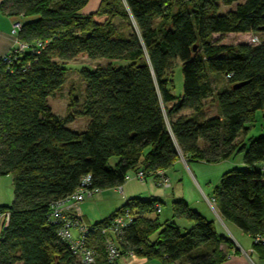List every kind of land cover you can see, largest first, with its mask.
I'll return each mask as SVG.
<instances>
[{
  "label": "trees",
  "instance_id": "trees-1",
  "mask_svg": "<svg viewBox=\"0 0 264 264\" xmlns=\"http://www.w3.org/2000/svg\"><path fill=\"white\" fill-rule=\"evenodd\" d=\"M239 1L235 9L220 12L222 5ZM87 3H2L11 14L37 18L19 21L18 38L29 46L9 65L0 63V175H10L14 186L12 203L2 206L11 211V220L1 232L0 264H82L58 235L51 213L52 204L73 194L85 175H92V188L103 191L139 170L156 178L157 170L168 171L182 158L217 163L238 147L257 111L264 120V43L213 40L215 34L251 33L259 43L264 0H102L98 11L84 14ZM115 18L127 22V33L116 28ZM80 57L111 62L81 69L86 85L81 110L59 117L48 99L66 82V62ZM178 65L183 83L176 96ZM213 74L223 75L227 86L216 90ZM209 99L217 106L212 117L206 114ZM75 102L71 98L67 109ZM78 117L87 119L83 131L67 126ZM244 148L246 168L224 173L212 198L224 220L253 238L264 233V135ZM112 157L119 159L115 167L109 164ZM157 204L163 203L132 198L93 225H105L130 208L135 218L118 238L121 256L133 251L163 264L225 260L219 245L229 239L218 234L214 220L184 199L175 201L174 217L193 224L183 231L150 216ZM105 239L99 232L90 239L98 254L94 264L117 261H107ZM210 244L215 248L192 254Z\"/></svg>",
  "mask_w": 264,
  "mask_h": 264
},
{
  "label": "rangeland",
  "instance_id": "rangeland-1",
  "mask_svg": "<svg viewBox=\"0 0 264 264\" xmlns=\"http://www.w3.org/2000/svg\"><path fill=\"white\" fill-rule=\"evenodd\" d=\"M102 0H88L87 5L83 8L82 12L84 14H91L100 9ZM243 1L236 2L230 6H221L220 12L226 13L229 10L235 9L237 4ZM37 17L23 18V21L35 20ZM159 22V21H158ZM116 28L124 33L128 31V24L120 18H115L114 20ZM259 37V43L254 42V36L252 34H241V33H231V34H215L213 40L220 42L221 44L226 45H237L241 43H247L251 45H259L264 43V31L257 34ZM111 60L109 59H96L92 60L86 57L76 58L70 61H67L65 67L67 69L66 73V82L64 85L55 92L53 96H50L48 101L49 105L52 108L53 112L59 117H66L68 114L77 115L78 111L81 110V104L83 102V96L85 94V83L81 77V69L83 67L87 68H96L97 66H105L109 64ZM115 65H124L126 64L123 61H115ZM218 74V73H215ZM213 74L212 82L216 90H221L227 86V79L223 75ZM183 76L181 72L180 65L176 66L173 70V84H172V93L176 96H179L182 90ZM71 98H76V105L71 109H67L68 104L71 102ZM207 116L212 117L217 114V106L213 104L212 100L207 101ZM188 112H182V114H187ZM87 124L86 118H75L67 126L71 129H78V131H83L85 125ZM248 130L243 136L239 137L238 147L233 151L230 157L226 160L210 163L204 162L199 159L190 160L186 162L183 158V162L179 164L174 169H169L168 174L172 181L173 187L168 190H163L162 188H157V191L161 194L166 192L168 195L174 192L176 195L185 196L192 200L195 204L198 200L200 206L210 213L212 220L215 221L218 228H225V224L220 220L219 216L216 215L215 210L211 208L208 204L206 196L212 197L211 192L220 184L221 178L224 173L231 171L234 168L245 169L246 165L244 163L245 148L244 146L249 147L252 140L257 139L264 135V120H263V111L259 110L256 113L254 121L247 124ZM244 139L243 143L241 141ZM117 157H112L109 161L110 166L115 167L118 162ZM199 182L205 190L202 193L201 189L198 188L196 182ZM192 184L197 189L192 188ZM197 191V192H196ZM100 193V191H98ZM98 192L96 195H98ZM0 195L3 196L4 200L13 199V184L11 176H2L0 175ZM199 195V197H198ZM208 197V198H209ZM89 200V199H88ZM86 200V201H88ZM85 202V201H84ZM196 206L198 204L196 203ZM94 209V208H93ZM171 205L166 203L163 205V211L161 213L153 212L150 216L152 218H157L161 223H165L171 218ZM94 216H98L95 212ZM228 225V223L226 222ZM226 230V229H225ZM157 239V233L151 237V240Z\"/></svg>",
  "mask_w": 264,
  "mask_h": 264
},
{
  "label": "crops",
  "instance_id": "crops-1",
  "mask_svg": "<svg viewBox=\"0 0 264 264\" xmlns=\"http://www.w3.org/2000/svg\"><path fill=\"white\" fill-rule=\"evenodd\" d=\"M3 1L4 0H0V55L8 53L10 49H12V47L14 46L15 38L11 33L13 24L15 22L23 21L22 19L24 18L22 15L11 14L9 9H4L2 7ZM182 162V160L176 162L172 169H175L176 166L182 164ZM166 173L168 174V171H166ZM129 174L131 177L128 181L124 183L122 192L118 191L116 188L103 190L100 191V193L98 192V195L95 194L92 199H89L88 201L82 203L81 211L84 216V220L89 225L97 224L107 219L115 211L122 208L128 202V200L132 198H141L144 200H161L163 203L161 204L162 211L163 205H165L166 203H170L172 210V204L175 201L184 199L189 204L191 209L200 212L206 219L212 220L210 213L200 206L198 200L196 201L198 206H196V203L194 204L192 200L184 198L185 196L183 195H176L174 194V192L171 194V196L168 195L166 192L160 194L157 191L158 186L155 184L154 177L149 176L146 178L145 182H142L136 177L135 172H131ZM196 185L199 189H201L202 193L205 192V190H203V187L198 181L196 182ZM192 186V188L197 190L193 184ZM213 193L214 191L211 192L212 197ZM208 197L209 196H206V198ZM12 201L4 200L3 196L0 195L1 207L9 206ZM95 212L98 214V216H94ZM215 213L217 216H219V218L221 217L219 215L218 210L215 209ZM220 220L225 224L226 227L223 229L218 228V226H216L217 232L218 234L224 235L226 238H228L229 243H221L219 245V248L223 249L227 253L225 260L219 264H264V248L256 247L252 236L248 233H245L240 227H238L233 222L224 220L222 217L220 218ZM168 221L175 223L183 231L189 230L193 227V224L188 222L185 218H175L173 215V210L171 213V218ZM226 222L228 223V225L226 224ZM215 246V244L202 246L198 250L194 251L192 254L209 251L210 249L215 248ZM115 264H163V262L159 258L148 260L144 258H139L135 255L129 256L125 254L120 256Z\"/></svg>",
  "mask_w": 264,
  "mask_h": 264
},
{
  "label": "built area",
  "instance_id": "built-area-1",
  "mask_svg": "<svg viewBox=\"0 0 264 264\" xmlns=\"http://www.w3.org/2000/svg\"><path fill=\"white\" fill-rule=\"evenodd\" d=\"M22 31V23L15 22L11 33L15 38V44L6 54L0 55V63L10 64L15 55H19L29 45L19 40V33ZM258 38L254 37V42ZM136 177L145 182L146 172L139 170L135 173ZM130 174L126 176V181L130 179ZM92 175L87 174L81 179L79 188L71 195L64 199L55 201L52 204V220L58 225V235L70 246L73 255L82 264H94L97 259V251L90 245V239L98 232L105 236V251L108 262H115L121 252L118 248V238L124 234L125 229L134 221V214L130 208L124 209L121 213L114 216L105 225H89L85 220L81 211V205L84 201L92 199L98 192L97 189L91 187ZM155 184L168 190L172 188V181L165 170H157ZM123 185H119L116 189L120 192L123 190ZM209 205L215 210V200L206 198ZM158 213L162 211L161 204L156 205ZM11 211L0 206V236L1 232L6 230L10 224ZM254 244L264 246V233L256 234L253 237ZM129 256H134L133 251L127 253Z\"/></svg>",
  "mask_w": 264,
  "mask_h": 264
},
{
  "label": "water",
  "instance_id": "water-1",
  "mask_svg": "<svg viewBox=\"0 0 264 264\" xmlns=\"http://www.w3.org/2000/svg\"><path fill=\"white\" fill-rule=\"evenodd\" d=\"M244 84H245L244 82L238 83V84L234 85V88H239V87L243 86Z\"/></svg>",
  "mask_w": 264,
  "mask_h": 264
}]
</instances>
